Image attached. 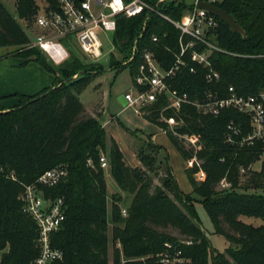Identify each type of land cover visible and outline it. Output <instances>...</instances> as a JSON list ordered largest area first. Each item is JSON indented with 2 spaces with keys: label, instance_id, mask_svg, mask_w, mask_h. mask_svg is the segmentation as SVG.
Here are the masks:
<instances>
[{
  "label": "trees",
  "instance_id": "obj_1",
  "mask_svg": "<svg viewBox=\"0 0 264 264\" xmlns=\"http://www.w3.org/2000/svg\"><path fill=\"white\" fill-rule=\"evenodd\" d=\"M4 1L0 0V49L15 48L12 55L35 60L55 75V84L35 95H10L17 97L19 102L8 110L1 101L9 96L0 97V250L3 251L0 264H32L38 257V226L24 211L21 194L26 185L57 166L66 167L68 174L57 186L45 188V191L65 197L66 219L52 236V244L64 252V258L52 264H109L110 223L114 246L120 243L126 258L122 261L121 251L116 247L114 264H155L153 258L131 259L154 255L165 242L178 239L151 224L171 225L185 237L193 238L195 243L184 248L192 264H209L210 258L213 264H264V161H260V170L254 169L262 144L238 148L229 144L225 137L230 119L243 122L248 130L249 118L232 109L219 116L204 115L189 104L184 105L180 113L165 111L174 121L182 120L177 126L181 133L197 139V155L207 174L204 181H198L195 178L198 167L187 168L193 192L183 194L169 157L159 145L152 141L142 145L138 151L142 165L133 167L117 141L108 138L100 120L101 105L91 115L81 102L80 93L90 77L104 69V64L89 60L75 48L69 49V57L60 64L38 47L26 48L31 37L18 18L30 27L42 0H16L18 17ZM47 1L57 8L56 0ZM149 1L155 5L159 0ZM215 3L235 18L246 36L233 31L217 17L220 26L212 41L222 50H213L210 61L221 80L211 86L222 95H227L231 85L240 94H253L264 88V0ZM192 8L194 2L191 0H168L158 4L159 11L174 20L181 19ZM141 33L135 58L129 65H123ZM155 35L158 41L153 40ZM179 36L180 30L158 13L145 11L131 18L119 16L113 41L123 58L119 60L111 55V65L130 66L135 76L143 61V51L149 49L161 66L169 68L176 60V53L180 52ZM205 48L204 44L196 47L198 51ZM188 61L196 66V72L183 67L170 82L173 88L194 98L209 86L208 69L189 58ZM34 98L37 99L32 101ZM166 104L165 99H160L146 114L162 128L167 127L159 120ZM169 137L184 160L192 156L193 146L187 148L184 141L172 133ZM107 152L110 173L118 187L133 196L127 216L122 215L118 204L123 199L120 193L114 194L111 210L109 208L106 168L100 162L101 154ZM158 160L165 161L161 185H155L154 177L149 174ZM251 164L254 167L242 173V168ZM223 178H227L231 186L218 189ZM198 201L203 203L214 225V233L227 239L229 247L225 253L211 251L210 239L197 223ZM241 217L257 218L262 223L254 225Z\"/></svg>",
  "mask_w": 264,
  "mask_h": 264
},
{
  "label": "built area",
  "instance_id": "obj_2",
  "mask_svg": "<svg viewBox=\"0 0 264 264\" xmlns=\"http://www.w3.org/2000/svg\"><path fill=\"white\" fill-rule=\"evenodd\" d=\"M168 0H159L152 4L149 0H56L54 8L47 0L39 2L40 9L33 23L36 30L29 32L31 40L26 48L38 47L56 64L63 63L70 55L69 49L75 48L91 61H101L107 58L105 42L101 33L111 32L110 41L113 43L111 53L117 54L113 34L117 30L118 17L131 18L148 11L158 13L172 22L179 30L180 52L169 68H164L155 53L145 49L142 53V63L134 76L133 84L124 94L127 106L137 113H147L148 108L160 99L167 104L160 111L159 120L167 124L165 132L182 139L187 148L194 147L192 156L185 160L187 168L198 167L195 178L204 181L207 174L202 166L203 161L198 157L197 139L181 133L177 126L182 120L174 121L165 111L170 109L180 113L184 105H192L204 115L219 116L226 110H235L249 118V129L245 124L230 119L226 127V141L238 148L253 147L261 143L258 161H264V88L253 94H240L233 85L229 86L227 95L212 87L221 80L220 73L215 70L210 61L213 50H222L212 41V36L220 26L216 15L198 7L195 0L194 8L189 9L179 20H174L161 13L158 4ZM149 15L147 16V18ZM145 29V27H144ZM135 40L131 55L123 60V65H129L138 52V39ZM158 41L157 35L153 37ZM200 44L205 50L198 51ZM188 58L208 69L206 74L209 86L203 94L191 98L188 93L173 88L170 80L177 76L183 67L196 72V66L189 63ZM101 166H109L108 158L101 154ZM92 164V160H89ZM254 167H243L242 173ZM68 174L66 167L57 166L45 171L36 182L25 186L21 199L24 211L36 221L39 231L38 245L40 253L32 264H52L64 258V252L52 244V236L62 226L66 219V200L64 196H53L46 193L45 188L57 186ZM231 186L227 178H223L218 189ZM123 216H127V208H121ZM194 239L180 237L176 241L164 243L163 248L154 255L142 257L140 260L153 258L155 264H192L185 254L184 248L193 245Z\"/></svg>",
  "mask_w": 264,
  "mask_h": 264
},
{
  "label": "rangeland",
  "instance_id": "obj_3",
  "mask_svg": "<svg viewBox=\"0 0 264 264\" xmlns=\"http://www.w3.org/2000/svg\"><path fill=\"white\" fill-rule=\"evenodd\" d=\"M8 7V9L11 11L12 14H14L16 17H18L17 13V6H16V0H5L4 1ZM18 21L20 24H22L25 29H27L28 33L35 32L36 28L34 24H32L30 27L27 26V23L21 19L18 18ZM102 38L105 42V50L109 52L108 56L111 57V52L113 49V43L110 41L112 33L107 32L101 33ZM15 51V48L10 49H0V61H9V63L13 62L14 57L12 56V52ZM78 51V50H77ZM7 52H9L11 55H8ZM71 60V59H70ZM71 62V61H70ZM104 69L101 71H97L94 73L85 88L80 93V99L85 108L92 110L95 108V106L99 103H104L105 106V113L102 116V118L108 119L111 116H117L118 118V129L115 134V138L120 141V146L126 153V158L129 162H135V156H131L127 154V150L132 145L131 140V133H128L125 131V128H130L132 131H135L133 134H137L142 140L144 137H148L151 133H157L159 131L158 127L150 124L144 119L143 116L138 115L133 111L131 107H127L122 104L120 101V97L124 95L126 92H128L132 86L134 75L132 74V69L130 66L127 67H112L109 61L103 60ZM78 75H75L77 77ZM89 114L93 115L92 113L88 112ZM138 128V129H137ZM108 134V138L111 137ZM138 137V138H139ZM166 138L168 139V136L166 135ZM169 141V140H168ZM166 145V144H165ZM172 146V145H171ZM168 151L171 150V148L168 147V145L165 146ZM173 147V146H172ZM107 158H109L108 152L102 153ZM163 155L161 154L160 159H162ZM162 161V160H161ZM157 161L155 164V168L153 171H150L149 174L154 177L155 185H161L160 178L164 175V162ZM185 162V160H184ZM262 167V162H257L255 164L254 169L260 170ZM157 172V173H156ZM106 176H107V183H108V202H109V208L111 210L113 205V196L116 193H120L123 197L121 201L118 202L119 206L121 208H128L133 196L127 192H124L121 190L116 181L114 180L113 176L110 173V167L108 166L106 168ZM156 174H159L156 176ZM178 178H179V184L182 187L183 190L189 189V182L187 180V176L185 173L178 172ZM246 177H243V180H245ZM196 209L197 213L199 215V218L197 220V223L203 228V230L207 233L208 238L210 239V249L214 253L218 252H224L229 247V243L227 242V239L223 235L215 234L214 233V225L203 205L201 202H196ZM241 219L247 223H252L254 225H260L262 221L257 218H250V217H241ZM154 228L169 233L174 237L180 238L185 237L184 234L180 232V230L176 227H173L171 225L164 227V226H158L151 224ZM227 227V226H226ZM109 237H110V244L108 247V259L109 264H114L115 258L117 256V248H119L120 256L122 261L126 260L122 245L119 243L117 246H114L113 243V225L110 223L109 226ZM3 251L0 250V260L2 257ZM150 256V255H147ZM144 256V257H147ZM142 258V257H141ZM230 258V257H229ZM231 259V258H230ZM133 261L140 260V258H134L131 259ZM232 260V259H231ZM209 264H213L212 258H210Z\"/></svg>",
  "mask_w": 264,
  "mask_h": 264
},
{
  "label": "crops",
  "instance_id": "obj_4",
  "mask_svg": "<svg viewBox=\"0 0 264 264\" xmlns=\"http://www.w3.org/2000/svg\"><path fill=\"white\" fill-rule=\"evenodd\" d=\"M191 1H193L195 4V0H191ZM209 1L221 3L223 0H209ZM111 55H114L119 60L123 58V55L119 52L118 49H117V54L111 53ZM12 56L14 57V60L11 63H9V61H4V62L0 61V97L9 96V97H6V99L1 101L2 106L6 108V110L11 109L19 102V99L17 97L10 96V95L15 94V93L35 95V94L40 93L46 88L54 86L55 84V75L53 73L48 72L42 65H40L35 60L26 59V58L15 56V55H12ZM103 60L109 61L108 63H110L109 56H107V58H104ZM103 60H101L100 62H102ZM98 105H101V110L99 111H100V120L102 121L103 126L105 127L109 135L117 141L120 149L122 150L126 158V153L120 146V141L115 138V134H114V132L119 130L118 129L119 127L117 124L119 121H118L117 116H111L108 119L104 120L102 118V116L105 113L104 103L97 104L95 108ZM125 106H127V104H125ZM94 109L89 110L86 108V110L92 114H93ZM137 114L143 116L144 119H146L148 123L157 126L159 131L157 133H151L150 135H148V137L146 138L144 137V139L142 140V138H140L137 134H133L135 133V131H132V129L130 128H125L126 129L125 131H127L128 133H131L130 137L132 140V145L127 150V154L131 156H135L136 158L135 162H129L126 158L127 162L133 167L141 166L142 163L138 157V151L140 150L142 145L146 144L149 141H152L162 148L164 154L168 155L170 164L172 166L173 175L182 193L183 194L192 193L193 187L188 178L187 167L185 165L184 159L182 155L180 154V152L176 149V147L172 143L169 137V133L165 132L164 129L161 126H159L157 123L150 121L146 117L147 113L143 112V113H137ZM166 135L168 136V139L166 138ZM165 144L168 145V147L171 148V150L168 151L167 149H165L166 148ZM178 172H181L182 174L185 173L187 176V180L189 182V189L187 191L183 190L179 184Z\"/></svg>",
  "mask_w": 264,
  "mask_h": 264
},
{
  "label": "water",
  "instance_id": "obj_5",
  "mask_svg": "<svg viewBox=\"0 0 264 264\" xmlns=\"http://www.w3.org/2000/svg\"><path fill=\"white\" fill-rule=\"evenodd\" d=\"M198 7L208 10L210 13L216 15L222 21H224L227 25H229L233 31L240 32L244 36H246L245 30L237 23L235 18L230 13H228L226 10L219 7L215 2H212L209 0H200L198 2ZM44 95H46V94H44ZM35 99H37V98H34L32 101H34ZM120 101L124 105L127 104L124 95H122L120 97Z\"/></svg>",
  "mask_w": 264,
  "mask_h": 264
}]
</instances>
